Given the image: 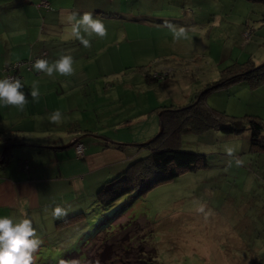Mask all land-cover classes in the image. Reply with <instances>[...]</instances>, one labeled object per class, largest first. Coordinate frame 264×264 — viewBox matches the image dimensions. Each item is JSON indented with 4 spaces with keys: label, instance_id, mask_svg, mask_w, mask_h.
Wrapping results in <instances>:
<instances>
[{
    "label": "rangeland",
    "instance_id": "obj_1",
    "mask_svg": "<svg viewBox=\"0 0 264 264\" xmlns=\"http://www.w3.org/2000/svg\"><path fill=\"white\" fill-rule=\"evenodd\" d=\"M100 1L50 2L52 11L66 14L65 8L72 5L78 15L90 12L103 20L106 34L93 33L90 45L84 46L66 23L53 24V36L28 39L46 33L44 27L49 24L40 17L46 13L33 2L35 17L40 18L36 20L24 11L27 0H0V30L9 31L3 21L11 18L19 31L9 38L0 33V46H4L0 73L8 70L24 75L27 71V94L33 85L48 100L41 105L43 113L27 110V115L15 121L14 111L0 104V134L23 140L16 149L27 152V161L37 171L35 178L55 176L49 167L52 154L41 146L71 136L94 140L103 134L112 141L119 136L128 139L148 129L153 120L158 127L154 137L160 131L161 106L185 107L200 96L205 108L224 118L221 124H230L236 117L243 128L233 133L215 127L181 132L171 140L173 146L168 145L204 154L207 167L183 171L144 194L127 193L108 207L87 196L91 189L86 183L79 206L72 212L82 210L85 217L64 231L54 226L68 215L53 214L56 204L64 201L60 197L68 193L64 190L67 180L59 179L50 186L55 190L42 199L53 202L29 216L41 240L31 263L264 264V151L252 147L248 122L255 118L263 124L258 141L264 143V80H230L264 63V1ZM28 50H34L30 54L37 55L36 59L49 62L70 54L73 72L48 75L33 67L36 59L32 56H27L32 58L30 69L25 64L17 67ZM30 98L34 107L38 98ZM47 107L60 110L58 122L51 121L52 111L47 112ZM14 123L22 130H10ZM150 148L141 146L137 158L148 156ZM8 161L5 156L0 167ZM15 165L16 156L8 171ZM67 253H74L71 259ZM63 259L69 262L60 263Z\"/></svg>",
    "mask_w": 264,
    "mask_h": 264
},
{
    "label": "crops",
    "instance_id": "obj_2",
    "mask_svg": "<svg viewBox=\"0 0 264 264\" xmlns=\"http://www.w3.org/2000/svg\"><path fill=\"white\" fill-rule=\"evenodd\" d=\"M37 1L38 0H27V9H24V11L27 12V15L32 14L34 16L33 18H35L36 20L38 19L40 20V18L35 17L37 11L35 10V7L31 5L33 2L37 3ZM66 1L67 0H64V2L66 3L65 5L69 3ZM79 1L80 3H83L85 0H79ZM46 2L51 7L52 5L50 4V2L54 3L55 0H48ZM89 8L91 9V7ZM37 9L40 10L42 13L43 12L46 13L44 16L43 14H41L40 16L41 21L42 23L45 21L46 26L47 24L49 25L46 28L44 27V30L46 29L45 30L46 33L42 32L40 34H35L28 38L31 39L32 41H34L37 37L42 38L45 35L49 37L53 36L54 32L51 31L53 24H58V25L63 23L69 24L63 17L66 18L70 13H74L73 10L75 8L72 5L69 6L68 8H65L66 14L68 15L64 14L63 13L64 11L61 12L52 11L51 10L52 8H50V10H46L43 8H37ZM76 11L80 13V11L78 10ZM27 19L29 18L27 17ZM3 22H4V27L9 28V31L6 29H1L0 33H3L1 34V36H3L4 33H6L7 37L9 38L10 35H16L19 33L18 27L15 25L14 21L11 18ZM10 24L14 25V27H11ZM39 29L42 31L43 26L39 25ZM5 43L6 42H4V44ZM35 44L37 43L31 45L32 49ZM3 47L0 46V49H3ZM29 50L26 51V53H24V55L26 56H22V59L27 58V56L29 57L32 56L30 53L33 52L34 50L33 51H29ZM23 74L24 75L19 74L17 76L18 77L17 79L22 78V80L20 81L24 85L22 90L25 93L27 102L24 104L23 108H20L17 105L0 103L4 109L10 108L14 111V118L12 121L17 120L18 117H20L23 114L27 115V110H29V113H31V111L34 112L36 115L43 113L41 105L42 104L47 105L48 103L45 94L43 95V97L39 95L37 100L38 103L34 107H32L30 101L31 100L30 94H27V79H28L27 71H24ZM0 76H3V72L0 73ZM32 87L33 85L30 86V90L32 89ZM46 87L47 86H44L43 88ZM49 110L53 112L54 110L57 109L47 107L46 111L48 112ZM153 122L154 120L150 122L148 129L146 130L144 129L135 136L131 135L132 137L128 139H123L119 136L117 137V139H113L114 141H112L110 138L104 137L103 134H102L103 137H99V139L94 138V140L85 139L84 137L86 136H71L66 141H64V139L62 138H59L57 140L52 141L49 144V146H45V147L41 146V148H44L46 150V154L48 153L52 154V156H50L49 167L51 169H54L55 171V176L53 178L52 176H49L47 174L46 175L43 174L44 176H42L41 174L40 179L35 178V176L37 175L36 174L37 171L30 162H29L28 170L22 169V167L19 165V162L20 160L27 161V152L24 153L21 149H16V148H21L20 144L23 142V140L21 141V139L19 138L21 142H17L15 145L10 147L11 158L8 161L7 165L3 168L0 167V216H11L14 219V221L18 222L20 219H23L26 216L33 217L35 214H39L36 212L42 211V207L44 205H49L53 202L52 198L50 200H43V201L42 199L43 197H45V194L47 192L51 190H55L50 186L56 183L61 178L66 179L68 182V185H66L64 189L68 193L65 192L63 197H60L59 199L64 201L58 202L56 205L57 206L63 205L62 208L66 210H67V206L69 205H71L70 209L72 207L74 208L76 206H79L78 198L80 197L82 192H84L86 188V183L90 185V189H91L88 192L87 196L91 197L94 194V190L103 181L114 177V175L120 172L128 163L130 164L133 160H135L139 156L136 154L140 150L139 149L140 147L136 146L135 144L143 143L153 138V135L158 129L157 124L155 123L154 125ZM12 126L13 127H9V128L22 130V128L19 127L17 123L12 124ZM24 129H27V127H25ZM88 132H92V131L88 130ZM6 139L7 138H3V136L0 134V164L2 163L1 159L3 152L5 151V149L8 148ZM77 139L85 144L84 152L81 156L76 155L75 148L72 145L74 140ZM48 147H50L53 151L48 150L49 149ZM13 149H15L14 153H13ZM15 156H16V165H15L16 167L13 168L11 171H8L7 166L9 163H11L12 159L15 158ZM66 195L68 196L66 197ZM55 198L57 197L55 196Z\"/></svg>",
    "mask_w": 264,
    "mask_h": 264
},
{
    "label": "trees",
    "instance_id": "obj_3",
    "mask_svg": "<svg viewBox=\"0 0 264 264\" xmlns=\"http://www.w3.org/2000/svg\"><path fill=\"white\" fill-rule=\"evenodd\" d=\"M36 8H42V6H38L37 3ZM46 10H50L49 6L46 7ZM23 60L25 59H21V61ZM16 75L18 76L19 74ZM241 77L254 79L255 82L264 80V63L259 67L253 68L251 71L248 70L238 74L237 76H233L230 80L233 81ZM160 109H164L160 114L162 129L157 136H154L151 140H149V142L143 144L151 145L148 156L133 160L129 164L127 170L118 173L114 178L112 177L106 180V182L97 188L94 193V199L96 198L97 203L102 207L112 205L121 196L135 190L137 194H144L153 187L170 182L183 171L207 167V157L204 154L182 150L175 146L170 147L168 145L170 144L173 146L171 140L177 139L181 132H205L211 127H215L221 128V130L225 133H233L243 128L241 123L242 120H238L236 117L230 119V124H221L224 118L218 116L216 111L213 109L205 108V104H203V97L201 96L195 103H191L185 107L174 109L169 105H163ZM248 122L252 128V147L264 151V143H260L258 141L260 131L263 130V124L255 118L248 119ZM70 127L71 126H68V128ZM74 129H76L75 126ZM10 130L15 131L17 129ZM17 140H20L19 137L6 139L8 148L3 152L1 159L2 162L5 156L10 160V147L15 145L17 143L15 141ZM75 143H82L85 145L78 139L74 141L72 145L74 146ZM19 165L21 167H27L29 166V161L20 160ZM62 206L63 205L60 207ZM70 206L71 205L67 206V209H70ZM75 209L77 208L72 207L65 213L69 216L67 215L62 219L55 221L54 226L57 231H64L83 220L85 213L81 210L72 214ZM73 254L74 253H67L66 257L71 259ZM63 262L68 263L69 261L67 262L66 259H63L60 263Z\"/></svg>",
    "mask_w": 264,
    "mask_h": 264
},
{
    "label": "clouds",
    "instance_id": "obj_4",
    "mask_svg": "<svg viewBox=\"0 0 264 264\" xmlns=\"http://www.w3.org/2000/svg\"><path fill=\"white\" fill-rule=\"evenodd\" d=\"M66 21L71 25V33L84 46L90 45V37L93 33L100 37L106 34L103 20L93 17L90 12L79 16L77 13H70L66 17ZM33 67L43 70L48 75H52L53 72L70 74L73 72V57L70 54L61 55L54 62H49L47 58H38ZM23 87L24 85L19 79L9 76L0 78V103L23 108L27 102ZM30 95L33 99L38 98L39 91L35 86L32 87ZM60 116L61 113L57 109L52 112L50 119L53 122H58ZM65 212L66 209L56 206L53 214L61 216ZM40 243L41 240L36 235V229L33 227L30 217L26 216L17 222L11 216H0V264H31L32 253Z\"/></svg>",
    "mask_w": 264,
    "mask_h": 264
},
{
    "label": "built area",
    "instance_id": "obj_5",
    "mask_svg": "<svg viewBox=\"0 0 264 264\" xmlns=\"http://www.w3.org/2000/svg\"><path fill=\"white\" fill-rule=\"evenodd\" d=\"M41 6H43V7L46 8L49 5H48V3L46 1H42L41 2ZM36 57L37 56H35V59H36ZM31 59L32 58L25 59L23 61L17 62L16 63V66L18 67V66H21V65L25 64L26 65V69H30L31 64H32V61H30ZM2 72H3V76L2 77L9 76V77H12L14 79H17L18 78L15 71L13 73H10L8 70L6 72L5 71H2ZM74 148H75V151H76V155L77 156H81L83 154V152H84V145L82 143H75L74 144Z\"/></svg>",
    "mask_w": 264,
    "mask_h": 264
},
{
    "label": "water",
    "instance_id": "obj_6",
    "mask_svg": "<svg viewBox=\"0 0 264 264\" xmlns=\"http://www.w3.org/2000/svg\"><path fill=\"white\" fill-rule=\"evenodd\" d=\"M159 128H160V131H161V129H162L161 123H160V127ZM147 142H149V141H146V142H143V143H138V144H135V145L141 147L143 144H146Z\"/></svg>",
    "mask_w": 264,
    "mask_h": 264
}]
</instances>
